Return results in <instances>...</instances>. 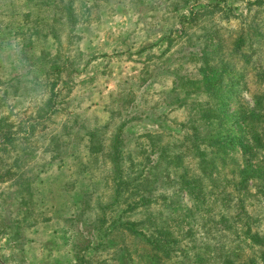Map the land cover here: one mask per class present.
Returning a JSON list of instances; mask_svg holds the SVG:
<instances>
[{
  "label": "rangeland",
  "instance_id": "374dc122",
  "mask_svg": "<svg viewBox=\"0 0 264 264\" xmlns=\"http://www.w3.org/2000/svg\"><path fill=\"white\" fill-rule=\"evenodd\" d=\"M58 3L0 0V264H149V245L124 225L145 219L142 209H126L116 192L159 159L152 137L181 139L160 126L177 127L187 112L165 99L175 73L196 76L193 55L204 44L217 48L212 61L231 65L220 91L239 78L234 95H219L228 123L245 102L263 106L264 1L71 0L74 24ZM239 35L246 40L235 53ZM114 141L118 162L108 149ZM163 166L152 169L158 180L148 208L150 219L158 211L168 219L174 238L168 257L158 252L160 264H221L214 247L261 264L264 244L246 233L264 240V195L246 191L247 216L235 224L202 225L194 213L190 222L199 225L187 232L177 223L191 204L187 192L165 186L176 203L160 205Z\"/></svg>",
  "mask_w": 264,
  "mask_h": 264
},
{
  "label": "trees",
  "instance_id": "16d2710c",
  "mask_svg": "<svg viewBox=\"0 0 264 264\" xmlns=\"http://www.w3.org/2000/svg\"><path fill=\"white\" fill-rule=\"evenodd\" d=\"M58 1L59 11L63 13V16L65 15L66 21L69 24L77 22L78 18L76 19L71 8V0H54V2ZM259 1L263 2L264 0ZM194 13L195 11H191V14ZM261 37L264 42L263 35ZM244 40L246 37L239 35L235 39L232 51L240 52ZM210 48L208 49L204 44L199 48L197 55H193L197 61L194 78L187 80L185 74L175 73L169 92L172 94L165 99L167 100L166 104L182 107L187 112L185 121L174 123L177 127L160 126L166 129L170 136L174 134L170 133L171 130L181 134V139L179 137L170 143H159L155 137H152L149 147L157 148L159 159L150 166V171L141 167L133 177L131 188L124 190L125 192L118 191L115 195L117 200L120 199L122 204H125L126 209H142L144 220L129 221L124 225H127L126 227L130 230L133 227L131 231L134 233L133 235L149 245V251H147L150 254L146 257L149 264L161 263L162 254L159 255V251L168 257L171 252L170 244L174 239L166 225L168 219L163 217L159 219V216H162L161 211L153 214L152 219L148 214L151 201H155L150 192L157 188L155 182L158 180L152 169L161 166V163L164 164L162 172L163 180L166 183H160L159 186L161 194L158 198L162 202L160 205H164L163 207L168 209V206L164 204L165 201L176 203L175 198L174 200L169 199L167 194L163 193L165 186L177 183L178 188L185 190L191 204L185 207L182 215L178 216L180 219L177 223L185 222L184 226L185 231L188 229L187 232L192 230L194 221L199 225L196 218L190 222L194 213L201 214L202 225L209 223L216 228L219 225L225 226L228 220L235 224L247 216L243 205L246 191L253 187L264 195V152L258 157L259 150L263 146L262 142H264V104L262 106L254 102L248 106L245 102L244 107L236 109V120L228 123L226 115L223 114L226 108V99L222 100L221 97L219 100V95L224 96L222 92H232L234 95V81L239 78L233 80L232 77H228L225 80L227 88L220 91L221 76L228 75L232 69L227 61L221 59H218V63L212 61V55L217 51V48L212 46ZM242 56L244 58L242 61H246V55L243 52ZM258 68L260 72L264 71L263 66L260 65ZM188 83H190L189 86L181 90L180 93L178 92L179 94L174 92L179 87L180 89L185 87V84ZM230 93L225 95L226 98ZM119 132L118 128L116 133L118 137L120 136ZM109 148L112 149L114 158L118 162L121 145L114 141ZM145 172L146 174H143ZM230 209L232 210L229 211ZM211 210L214 211L215 217L211 215ZM246 238L252 244H264L262 236L256 232L249 233L248 231ZM213 247L207 245L210 250ZM215 250L216 256L220 255L221 264H256L252 261V257L238 260L239 255L231 250L220 251V248L214 247ZM239 250H241L240 245ZM196 257L199 258V255L197 254ZM258 257L261 264H264V249Z\"/></svg>",
  "mask_w": 264,
  "mask_h": 264
}]
</instances>
